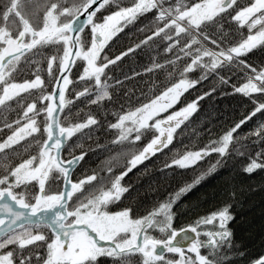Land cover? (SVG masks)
<instances>
[{
	"label": "snow or ice",
	"instance_id": "1",
	"mask_svg": "<svg viewBox=\"0 0 264 264\" xmlns=\"http://www.w3.org/2000/svg\"><path fill=\"white\" fill-rule=\"evenodd\" d=\"M110 6L111 0L0 2V105H9L13 99L26 104L16 120L0 124V129L7 132L0 137V264H100L104 257L125 258L132 254H139L137 264H218L201 248L209 247L215 256L225 243L231 247L232 232L227 227L233 216L230 204L221 203L179 227L174 226L173 206L224 162L233 143L238 149L243 147L236 133L255 115L264 114V63L254 65L241 58L264 50V0H245L241 6H237V0H133L106 12L101 21L98 11ZM149 10L155 11L154 30L150 28L136 43L109 57L106 45L119 31L118 25ZM224 16L239 28L246 27V34L241 32L238 39L227 44L214 38L208 29L215 27L222 33ZM155 39L163 41V52L171 59L157 57L159 63L153 61L143 71L170 70L168 77L174 80L166 81L167 86L142 103L113 109L115 117L107 124L110 131L114 130L110 143L133 146L123 170L117 171L112 164L120 156L115 153L106 162L111 166H102L100 171L86 169L73 178V169L82 165L86 151L75 150L73 145L65 158L62 150L69 138L86 127H95L100 120L96 114L74 122L62 120L61 110L79 97L91 96L89 103L93 105L110 100L107 66ZM60 45L62 50L47 56L48 82L40 61H35L31 78L16 75L28 62V55L35 57L44 46ZM173 49L179 55H173ZM74 62L82 64L75 77L70 75ZM234 65L248 70V74L232 90L249 98L254 106L202 146H192L169 159V165L186 169L209 154H217L216 160L143 214L135 213L131 206H119L130 188L122 183L126 173L170 146L174 132L198 108L201 97L214 89L171 110L182 94L213 73L221 83H228L229 76L222 73ZM198 69L199 77L193 78L191 72ZM74 82L83 83L70 100L66 89ZM34 91L39 95L31 96ZM150 131L154 134L146 138ZM244 135L258 136L264 142V119ZM25 138H36V150L19 162L9 160L15 155L11 149ZM257 168H264V149L257 150L243 165L248 173ZM53 179H62L63 186L53 190ZM210 222L218 224V229L210 230ZM201 232L207 240L199 238ZM166 253L177 256L169 258ZM248 264H264V252L250 258Z\"/></svg>",
	"mask_w": 264,
	"mask_h": 264
},
{
	"label": "trees",
	"instance_id": "2",
	"mask_svg": "<svg viewBox=\"0 0 264 264\" xmlns=\"http://www.w3.org/2000/svg\"><path fill=\"white\" fill-rule=\"evenodd\" d=\"M130 2L133 0H111L110 7L98 11L100 20H103L106 12L113 11L118 6H127ZM165 2H170V0H165ZM244 3L245 0H237V6ZM154 17L155 11L149 10L138 14L134 20H130L122 26L118 25L119 31L115 32L106 45L108 56L116 55L124 48L130 47L143 35H147L150 28L154 30ZM221 22L224 29L222 33H218L215 27H209L208 31L214 33V38L222 40L224 44L238 39L241 32L245 34L247 32L246 27L239 28L236 24L231 23L227 16H224ZM0 23L3 21L0 20ZM58 50H62V45L52 48L44 46L35 57L28 55V62L21 65V71L16 75L22 79L31 78L32 68L36 66L35 61H40L45 68L44 78L48 82L47 56ZM172 54L179 55L176 49L172 50ZM157 57L160 60L171 59L163 52L161 39H155L151 44L145 43L138 50H133L131 54H126L119 61L107 66L112 93L110 100L106 99L100 104L93 105L89 103L91 96L88 98L79 97L61 110L62 120L69 118L74 122L77 118H86L88 114H96L100 120V123L95 127H86L79 134H75L74 138H70V142L62 150L65 158L73 145H76L75 150L86 151L82 165L75 168L72 173L73 178L79 177L86 169L95 168L100 171L102 166H111L106 162L115 153H120V156L118 160H113L112 164L115 165L117 171L123 170L122 165L128 159L129 151L133 146L112 145L110 141L114 130L110 131L107 124L115 117L113 109L120 110L122 106L126 108L129 104L135 106L142 103L146 97L150 98L158 90L167 86L166 81L173 82L174 78L169 79L168 77L170 70L147 73L143 71L153 61L159 63V60H156ZM241 58L248 59L254 65H259L264 63V50L258 49ZM81 68V63L74 62L70 75L73 77L79 75ZM222 74L229 76L228 83H221L213 73L182 94L180 100L171 110L194 99L201 92H208L209 88L214 89L208 95L201 97L198 101V108L174 132V140L170 146L152 154L126 173L122 178V183L129 185L130 188L126 194H123L122 201L118 202L119 206H131L135 213L143 214L144 210L150 209L154 203L175 193L183 183L192 180L201 171H206L208 165L216 160L217 154H209L196 165L186 169L169 165V159H174L177 154H182L184 150L192 146H202L230 122L246 115L247 111L251 110V106H254L249 98L232 90L233 85L243 82L248 70L234 65L231 69H225ZM190 75L193 78L199 77L200 69L191 72ZM113 81L116 83L113 84ZM82 83L74 82L66 89V95L70 100ZM30 95L38 96L39 92L34 91ZM257 98H259L258 94ZM22 99L27 98L22 96ZM23 106L26 104L21 105L15 99L9 105H0V124L8 125L11 121L16 120L18 113L23 112ZM40 119H43V116ZM262 119H264V114L255 115L246 122L236 133L239 138L238 143L243 147L238 149L236 143H233L224 162L214 172L204 176L190 191L182 194L173 206V211L176 213L174 226L179 227L194 222L197 216L215 210L221 203L230 204L233 216L228 221L227 227L232 232L231 247L225 243L221 249L217 250L215 256L212 255L209 247L201 248L203 254L209 255L210 258H216L218 264H248L250 258L264 252V168H257L251 173L243 169V165L250 156L255 155L257 150L264 149V142L260 137H245L244 135ZM151 134H154V131L146 133L145 137L150 138ZM4 135H7V132L0 129V137ZM146 138L140 142V145L146 142ZM35 139L25 138L19 142L11 149L15 155L9 156L8 159L19 162V159L31 155L36 150ZM61 184L62 179L59 182L53 179L50 187L55 190ZM207 227L210 230H217L218 224L213 225L210 222ZM153 232L155 235H160L158 230H153ZM200 235L206 234L201 232ZM241 252L243 255H240ZM167 255L169 258H175L174 254ZM139 260V254H132L125 258H112L109 264H137ZM100 264L108 263H105L102 258Z\"/></svg>",
	"mask_w": 264,
	"mask_h": 264
},
{
	"label": "flooded vegetation",
	"instance_id": "3",
	"mask_svg": "<svg viewBox=\"0 0 264 264\" xmlns=\"http://www.w3.org/2000/svg\"><path fill=\"white\" fill-rule=\"evenodd\" d=\"M201 240H207L208 239V237H207V235H200V237H199ZM203 247H207V246H203ZM166 254H174V255H176L177 256V254H175V253H166ZM110 259H112V258H108V257H104L103 258V261L105 262V263H110Z\"/></svg>",
	"mask_w": 264,
	"mask_h": 264
},
{
	"label": "water",
	"instance_id": "4",
	"mask_svg": "<svg viewBox=\"0 0 264 264\" xmlns=\"http://www.w3.org/2000/svg\"><path fill=\"white\" fill-rule=\"evenodd\" d=\"M70 139V138H69ZM75 169V168H74ZM74 169H73V171H74ZM61 186H63V180H62V185ZM190 233H191V230L189 229L188 230ZM193 236L195 235V233H191Z\"/></svg>",
	"mask_w": 264,
	"mask_h": 264
},
{
	"label": "rangeland",
	"instance_id": "5",
	"mask_svg": "<svg viewBox=\"0 0 264 264\" xmlns=\"http://www.w3.org/2000/svg\"><path fill=\"white\" fill-rule=\"evenodd\" d=\"M167 255V254H166ZM176 257V256H175Z\"/></svg>",
	"mask_w": 264,
	"mask_h": 264
}]
</instances>
